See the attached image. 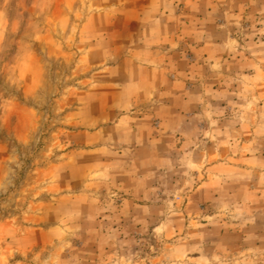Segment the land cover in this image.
Returning <instances> with one entry per match:
<instances>
[{
    "label": "rangeland",
    "instance_id": "1",
    "mask_svg": "<svg viewBox=\"0 0 264 264\" xmlns=\"http://www.w3.org/2000/svg\"><path fill=\"white\" fill-rule=\"evenodd\" d=\"M0 264H264V0H0Z\"/></svg>",
    "mask_w": 264,
    "mask_h": 264
},
{
    "label": "crops",
    "instance_id": "2",
    "mask_svg": "<svg viewBox=\"0 0 264 264\" xmlns=\"http://www.w3.org/2000/svg\"><path fill=\"white\" fill-rule=\"evenodd\" d=\"M150 64V63H149ZM150 65H152V64H150ZM159 68H156V69H152V67H150L149 68V72H157V73H159V75L161 76V82L162 81H164L163 80V77L165 78V76H166V73H167V69L166 68H164V66H159V65H157ZM166 79V78H165ZM155 79H151V80H149V84H151V85H153L155 88L156 87H159L160 86V84H159V79H158V77H157V80L156 81H154ZM166 82V81H165ZM163 84V83H162ZM170 122H172V121H170Z\"/></svg>",
    "mask_w": 264,
    "mask_h": 264
}]
</instances>
